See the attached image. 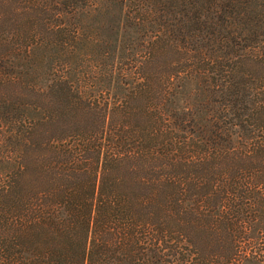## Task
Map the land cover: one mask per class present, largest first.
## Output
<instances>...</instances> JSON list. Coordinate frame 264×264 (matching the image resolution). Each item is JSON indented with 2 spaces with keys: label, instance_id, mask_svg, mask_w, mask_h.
<instances>
[{
  "label": "trees",
  "instance_id": "trees-1",
  "mask_svg": "<svg viewBox=\"0 0 264 264\" xmlns=\"http://www.w3.org/2000/svg\"><path fill=\"white\" fill-rule=\"evenodd\" d=\"M0 264H264V0H0Z\"/></svg>",
  "mask_w": 264,
  "mask_h": 264
}]
</instances>
